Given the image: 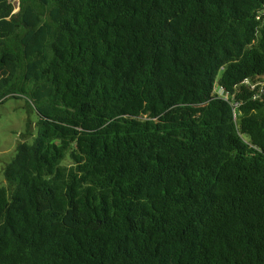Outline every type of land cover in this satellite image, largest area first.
I'll return each mask as SVG.
<instances>
[{
	"label": "trees",
	"instance_id": "obj_1",
	"mask_svg": "<svg viewBox=\"0 0 264 264\" xmlns=\"http://www.w3.org/2000/svg\"><path fill=\"white\" fill-rule=\"evenodd\" d=\"M14 94L0 264H264V0H0Z\"/></svg>",
	"mask_w": 264,
	"mask_h": 264
},
{
	"label": "rangeland",
	"instance_id": "obj_2",
	"mask_svg": "<svg viewBox=\"0 0 264 264\" xmlns=\"http://www.w3.org/2000/svg\"><path fill=\"white\" fill-rule=\"evenodd\" d=\"M38 120L26 95H10L0 102V187L6 186L4 169L16 156L19 143H32L34 137L38 136ZM28 123H31L33 137L24 136Z\"/></svg>",
	"mask_w": 264,
	"mask_h": 264
},
{
	"label": "built area",
	"instance_id": "obj_3",
	"mask_svg": "<svg viewBox=\"0 0 264 264\" xmlns=\"http://www.w3.org/2000/svg\"><path fill=\"white\" fill-rule=\"evenodd\" d=\"M14 2H16L17 6H19V0H14ZM19 7L15 10V13L18 11ZM220 94L222 97L227 98V94H225L224 92L220 91Z\"/></svg>",
	"mask_w": 264,
	"mask_h": 264
}]
</instances>
